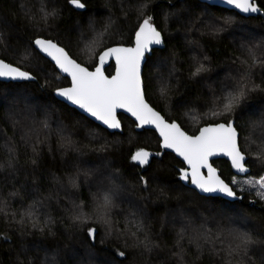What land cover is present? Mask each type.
Listing matches in <instances>:
<instances>
[{"label":"trees","instance_id":"trees-1","mask_svg":"<svg viewBox=\"0 0 264 264\" xmlns=\"http://www.w3.org/2000/svg\"><path fill=\"white\" fill-rule=\"evenodd\" d=\"M83 2L86 7L77 11L68 0H0V18L7 21L0 23V28L8 33L7 49L0 45V59L35 77L30 82H0V163L7 164L5 144L9 141L18 155L14 176L7 168L0 170V264H177L171 254L177 233L189 220L198 226L205 217L212 218L209 224L213 230L215 219L238 217L243 228L264 237V201L233 184V177H241L232 174L226 161L216 160L212 165L241 201L229 203L199 196L188 187V181L179 179L183 164L160 148L154 132H136L134 123L119 115L122 132L108 133L56 100V88L68 86V80L37 51L26 52L37 36L52 39L92 70L104 48L132 46L135 29L143 19L140 6L147 4L143 14L154 16L153 23L164 40V49L154 50L143 67L147 102L189 135L210 123L233 120L240 132L241 149L247 152L250 172L245 177L255 179L264 174V167L252 155L264 140V128L252 129L250 125L262 115L264 91L251 92L231 114L214 117L212 112L222 111V96L227 94L222 88H231L245 70L241 60L251 64L247 49L253 47L258 59L264 60V16L244 18L196 0ZM255 2L264 15V0ZM42 4L58 13L49 17L47 24L40 12ZM26 14L34 18L27 20ZM229 19L231 22L225 23ZM200 63L206 71L193 77ZM113 71L111 63L105 74L111 76ZM253 72L254 82L264 84V66L258 64ZM10 112L19 121L15 127ZM45 120L46 129L42 123ZM25 133H30L29 138L21 139ZM249 134L256 143L245 141ZM34 145L36 165L31 163L36 155ZM139 149L151 154L144 166L131 159ZM17 190L19 195H10ZM109 190H114V207L108 217L111 234L98 210ZM141 199H146L152 209L147 210ZM29 211L33 212L31 218ZM81 213L88 219L74 223L72 217ZM22 217L23 223H19ZM136 222L144 225L139 239L147 235L153 243H159V248L146 252L143 245L134 246L136 239L131 233L136 231ZM89 227L96 230L94 240L87 236ZM182 243L188 252L185 259L192 264L196 249L187 239ZM120 251L126 257H120ZM196 264H209L208 255ZM216 264L223 262L217 259Z\"/></svg>","mask_w":264,"mask_h":264},{"label":"snow or ice","instance_id":"snow-or-ice-1","mask_svg":"<svg viewBox=\"0 0 264 264\" xmlns=\"http://www.w3.org/2000/svg\"><path fill=\"white\" fill-rule=\"evenodd\" d=\"M76 9H84L86 7L83 0H68ZM223 3L237 9L240 13H260L255 0H223ZM147 4L140 6V20L138 27L135 29V38L133 47H125L122 45L106 47L98 53V63L95 64L94 71L88 67L82 66L61 46L59 41L42 38L37 36L31 40L26 52L35 54L36 49L39 53H43L46 57L51 58L55 62L56 67L62 73H66L71 78L70 87H57L55 94L64 98L72 105L77 106L84 113L93 117L96 121L101 122L108 129H118L121 127L120 121L117 119V110L123 109L134 117L137 126L151 125L159 133L161 138V147L171 149L177 156L181 157L186 168L180 170L179 179L181 181H189L195 190L203 194L220 193L226 197L236 198V192L233 187L225 183L216 173V169L209 163V158L218 154H223L231 161V165L236 169L237 173L245 174L249 171L246 166L247 152L241 149L240 132L235 126V122L231 119L222 123H210L199 129L198 134L189 135L181 129L175 121H168L159 112L155 111L146 100L145 91L142 87V61L146 59V53L151 51L153 45L162 46L164 43L162 33L157 30L154 25L153 15H144V8ZM40 12L43 13L42 19L47 24L49 17L58 15L55 8L48 10L46 4H42ZM25 18L31 21L34 15L26 14ZM167 20V15H165ZM226 20L225 23H230ZM0 23L6 24L7 21L0 18ZM111 24L105 25V31L109 29ZM7 30L0 28V45L5 50L8 46ZM99 35L103 36V33ZM35 46L34 48L32 46ZM247 55L251 57V64L247 59L241 60L246 65L245 70L239 73L235 84L228 88L227 85L222 88V92L227 89V94L222 96V111H213L215 117L222 114H231L247 99L253 91H264V84H256L253 80V69L259 64L264 66V60L258 59L253 47L247 49ZM27 58V56L25 57ZM113 59L115 61V74L110 78L104 74L103 67L105 63ZM207 57H205V60ZM240 60V57H237ZM235 62V61H234ZM206 71V66L200 63L199 67L192 73L193 77L198 76ZM0 78L10 80L31 81L35 77L28 71L22 70L12 63L0 59ZM14 114L9 113L12 119L13 127L19 123L13 118ZM43 127L48 128L47 121H42ZM250 127L264 128V110L258 121L251 122ZM30 133H25L21 139L29 138ZM70 143L68 138H64ZM245 141L250 145L256 143L252 140L251 134L245 136ZM9 155L6 157L7 164L0 163V170L7 168L10 175H15V161L18 160L17 150L11 141L5 144ZM258 151L252 153L253 158L260 167H264V140L257 145ZM33 152L36 153L35 145ZM37 155L31 158V163H38ZM150 153L144 149L137 150L131 159L140 166L149 163ZM160 155V153H156ZM207 169V175L202 172ZM5 176L4 179H8ZM140 180L146 184L143 176ZM236 177H233V184L237 183ZM74 183V182H73ZM243 183L257 189V196L264 201V175H260L258 179L249 177ZM243 190V188L241 189ZM10 195L17 196L19 191H13ZM114 190H109L103 196L102 204L98 205L99 216L108 225V233H112V224L108 219L113 204ZM27 215L31 218L33 212L29 211ZM135 215V213H133ZM73 222L83 223L88 219L83 213L74 215ZM212 218L205 217L202 222L196 226L191 220L185 226H182L175 240V251L172 256L176 258L177 264H189L185 259L188 254L182 241L188 240L189 245L195 247L196 252L193 254L192 264L202 261L205 254L209 257V264H216V260L220 259L223 264H232L233 258L236 264H264V237H260L253 231L243 228L239 224V218L232 216H223L221 219H215V230L209 224ZM19 223H23V217ZM136 231L131 236L136 239L135 247L143 245V250L151 252L155 248H159V243H153L147 235L144 239H139V233L144 231L142 222L135 223ZM40 231H44L43 228ZM95 228L89 227L87 231L88 238L95 239ZM5 240L8 237H4ZM120 257H126L124 251L117 253ZM258 254V259L256 255ZM23 264V261H19ZM31 264V262H30ZM123 264V261H120Z\"/></svg>","mask_w":264,"mask_h":264},{"label":"water","instance_id":"water-1","mask_svg":"<svg viewBox=\"0 0 264 264\" xmlns=\"http://www.w3.org/2000/svg\"><path fill=\"white\" fill-rule=\"evenodd\" d=\"M196 1H198V2L201 3V4H205V5H207V6H210V7H218V8H222V9L228 10V11H233V12H235L236 14H238L239 16L244 17V18L257 17V16H259V17H263V16H264L263 13H262V11H261L260 13H249V14H243V13H240L237 9L233 8L232 6H230V5H226L225 3H223V0H196ZM69 5H70L72 8H74L75 10H77V11H83V10H84V9H76V8H75L73 5H71L70 3H69ZM157 30H158V29H157ZM158 31H159V30H158ZM134 38H135V34H134V37H133V44H132V46H129V47H133V46H134ZM33 47H35V46L33 45ZM125 47H126V46H125ZM162 49H164V43H163L162 46L153 45V46L151 47V51H150L149 53H146V59H147V57H150V56H151V54H152V52H153L154 50H162ZM36 51L39 53V50H38V49H36ZM39 54H40L44 59H46L51 65L54 66L55 70L57 71V73H58L61 77H63V78H65V79L68 80L69 84H68V86H65V87H70V86H71V78L68 77L66 73H62V72H60V70L56 67L55 62L52 61L51 58L46 57L43 53H39ZM146 59H145L144 61H142V72H143V67H144V64H145V62H146ZM96 63H98V57H97V62H96ZM111 63L114 64V71H113V74H112V75L115 74L116 65H115V61H114L113 59H109V60L105 63V65H104V67H103L104 74H105V69H106ZM94 68H95V67H94ZM94 68H93L91 71H94ZM105 75H106V74H105ZM112 75H111V76H112ZM106 76H107V75H106ZM111 76H108V77L110 78ZM31 81H34V79L31 80ZM0 82H1V83H23V82H30V81H22V80H15V81H13V80H10V79L0 78ZM142 87H143V83H142ZM54 97H55V99L58 100L59 102H61V103L65 104L66 106H68V107L74 109L76 112H78V113L81 114L82 116L86 117L87 119H89L90 121H92L94 124L98 125L99 127H101L102 129L106 130L108 133H111V134H113V133H121V132H122V123H121V121H120V119H119V115H123V116L127 117L128 119H130V120L134 123V125H135L134 130H135L136 132H141V131H143V130H147V131L149 130V131L154 132L155 135L157 136L158 140H159V146H160V148H161L163 151L172 154L176 159H178V160L183 164V166H184L183 168H186V167H187V166L184 164L182 158L179 157V156H177L175 152H173L171 149H164V148L161 147V138H160V136H159V133L155 130V128H154L153 126H151V125H143V126H139V127H138L137 124H136V122H135L134 117H132L129 113L125 112L123 109H118V110H117V119L120 121V123H121V127L118 128V129H108V128H107L105 125H103L101 122L96 121L93 117H90L87 113H84V112H83L81 109H79L77 106L72 105L69 101L64 100V98H62V97H58V96H56L55 92H54ZM154 110H155V109H154ZM155 111H156V110H155ZM178 125H179V124H178ZM179 126H180V125H179ZM206 126H207V125H206ZM203 127H205V126H203ZM201 128H202V127H201ZM181 129H182V128H181ZM182 130H183V129H182ZM183 131H184V130H183ZM198 132H199V130H198ZM198 132H197L196 134H198ZM150 159H151V155H150V157H149V161H150ZM216 160H224V161H226V162L229 164V167H230V169H231L232 174L235 175V176H237V177H245V176H247V175L249 174V172H250V171H248V172L245 173V174L237 173L236 169H234V168L232 167V165H231V161L229 160V158L226 157V156H224L223 154H218V155H215V156L210 157V158H209V163L212 165V162H213V161H216ZM136 163H137V162H136ZM137 164H138V163H137ZM138 165H139V164H138ZM145 165H146V164H145ZM212 166H213V165H212ZM213 167H214V166H213ZM214 168H215V167H214ZM215 169H216V168H215ZM202 172H203V174H204L205 176L207 175V169H203ZM216 173H217V175L219 176L217 169H216ZM219 177H220V176H219ZM220 178H221V177H220ZM221 179H222V178H221ZM222 180H223V179H222ZM225 183H226V182H225ZM188 187H189L190 189H192L193 191H195L199 196H202V197H205V198H219V199H222V200L227 201V202H229V203H233V202H235V201H241V197H240V196H237V197H239V199H236V198L226 197V196H224L223 194H220V193H216V194H203V193H199L198 190H195L194 187L191 185L190 180L188 181Z\"/></svg>","mask_w":264,"mask_h":264},{"label":"rangeland","instance_id":"rangeland-1","mask_svg":"<svg viewBox=\"0 0 264 264\" xmlns=\"http://www.w3.org/2000/svg\"><path fill=\"white\" fill-rule=\"evenodd\" d=\"M96 38V37H95ZM94 45V43H93ZM159 65H163L159 63ZM187 119L189 120L190 122V114L189 116L187 117ZM255 137V136H253ZM264 175V174H263ZM249 177H241V179L237 180L238 182L235 183V185H237V187L241 190L243 188V190H247V191H250V192H254L255 195L257 196V189L256 188H253V187H250L249 185L243 183V181H245L246 179H248ZM254 179V178H253ZM255 179H258V178H255ZM141 204L147 209V210H151L152 206L150 204H148V201L146 199H141ZM198 223V222H197ZM182 228V227H181ZM181 230V229H180Z\"/></svg>","mask_w":264,"mask_h":264}]
</instances>
